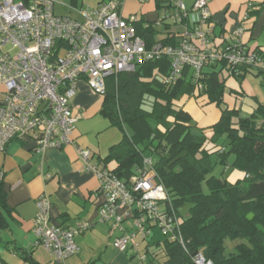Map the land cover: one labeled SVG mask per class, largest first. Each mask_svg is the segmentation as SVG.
Masks as SVG:
<instances>
[{
    "label": "built area",
    "instance_id": "2783aa9c",
    "mask_svg": "<svg viewBox=\"0 0 264 264\" xmlns=\"http://www.w3.org/2000/svg\"><path fill=\"white\" fill-rule=\"evenodd\" d=\"M125 1L72 8L75 15L64 16L56 13V0H0V153L17 139L31 143L38 154L74 145L82 118L72 105L79 81L104 98L109 79L135 73L140 65L164 57L171 62L166 84L176 83L190 68L198 91L203 89V72L214 64L224 65L229 77L243 69L264 73V54L242 41L243 26L222 50L210 48L213 28L207 0H196L191 8L184 0H143L161 3L164 15L159 23L180 30L174 45L155 42L151 48L137 33L140 17L123 16ZM78 153L83 170L97 178L105 199L100 221L117 233L113 245L119 252L132 251L143 264H168L152 262L147 251L157 231L186 249L181 218L157 182L151 157L144 158L130 180L124 181L104 161L95 160L91 150L79 147ZM36 206V245L51 254L52 264H66L80 252L77 237L92 225L84 221L69 227L55 224L48 195L39 197ZM193 261L210 264L202 253Z\"/></svg>",
    "mask_w": 264,
    "mask_h": 264
},
{
    "label": "trees",
    "instance_id": "16d2710c",
    "mask_svg": "<svg viewBox=\"0 0 264 264\" xmlns=\"http://www.w3.org/2000/svg\"><path fill=\"white\" fill-rule=\"evenodd\" d=\"M137 24L138 35L151 48L158 31L154 25L143 29ZM175 39L162 43L174 45ZM170 66L164 57L109 79L101 113L120 129L123 140L104 162L117 161L115 174L129 181L144 158L154 161L157 182L181 218L186 249L160 239L147 249L152 262L195 264L194 256L202 253L210 264H264V105L247 116L225 108L226 87L219 79L224 65L205 69L201 91L190 68L179 81L166 84ZM201 95L222 109L219 122L206 129L178 104L184 96ZM234 171L243 177L231 182L228 176ZM10 213L0 181V231L6 227L4 215ZM23 257L32 259L27 253Z\"/></svg>",
    "mask_w": 264,
    "mask_h": 264
},
{
    "label": "crops",
    "instance_id": "0c3cea01",
    "mask_svg": "<svg viewBox=\"0 0 264 264\" xmlns=\"http://www.w3.org/2000/svg\"><path fill=\"white\" fill-rule=\"evenodd\" d=\"M64 1H68L67 7L57 5L69 10V14L64 16H72V8L84 6V0ZM107 1L98 0L90 8H96ZM195 1L184 0L188 8ZM207 1L212 14L210 48L213 51L222 50L232 43V36L243 26L245 32L242 41L251 49L264 54V0ZM121 10L126 18L132 15L140 17L137 28L143 26L145 29L147 25H154L158 31L155 42H163L180 32L176 27L159 23L164 9L163 5L158 7L156 2L126 0ZM246 16L248 19L244 22ZM219 79L225 83L224 103L229 110L236 109L242 113L247 106L249 115L264 105V73L247 69L229 77L225 68H222ZM103 103L104 98L93 93L85 81H79L72 105L82 118L74 135V145L38 154L31 143L17 139L8 144L5 152L0 153V181L4 184L11 209L10 214L4 215L6 227L0 231V264L53 263L51 254L36 245L33 230V220L37 214L36 202L43 195L50 197L51 216L55 224L69 227L76 221H84L92 225L86 233L77 237L80 252L68 259L66 264H143L134 257L132 251L121 253L114 247L117 233L110 224L100 221L99 209L105 199L99 193L97 178L83 170L78 153L79 147L86 148L93 152L95 160L104 161L110 149L123 140L120 129L102 115ZM178 104L201 129L215 125L221 118L219 114L216 122L207 121L210 115L219 113V108L211 104L206 95L199 98L184 96ZM107 165L115 170L118 162L112 161ZM228 177L231 182H236L243 174L234 171ZM159 240L155 232L151 243ZM151 248L155 250V246ZM26 253L32 256L31 261L24 260L23 254Z\"/></svg>",
    "mask_w": 264,
    "mask_h": 264
},
{
    "label": "rangeland",
    "instance_id": "374dc122",
    "mask_svg": "<svg viewBox=\"0 0 264 264\" xmlns=\"http://www.w3.org/2000/svg\"><path fill=\"white\" fill-rule=\"evenodd\" d=\"M56 1L59 2V4H64V5L67 6V2H68V1H64V0H56ZM97 2H98V0H84V6H82V8H84V9H88V8H90L91 6L96 5ZM68 5H69V4H68ZM78 9H81V6H79ZM68 11H69L68 9L65 10V9H63V8L60 7V6H56V13H57L58 15H60V14H63V15L66 14V15H67V14H69ZM70 15L73 16L74 13L71 12ZM224 107L226 108V105H224ZM218 110H219V113H218V114H214V115H210V116L208 117L207 121H210V122H216V121L218 120L219 116L221 115V110H222V109H218ZM184 111H185V110H184ZM219 114H220V115H219ZM241 114H243V116H247V115H248V108H247V106L245 107V109L242 111ZM127 131L130 133V130H129L128 128H127ZM218 172H219V171H217L216 174H218ZM156 236H157L158 238H160V239H163V238H164V236L160 233V231H157V232H156ZM228 247H229V248H228V251L231 252V250H232V245H231V243H229Z\"/></svg>",
    "mask_w": 264,
    "mask_h": 264
}]
</instances>
